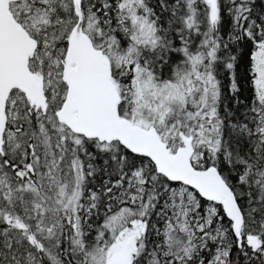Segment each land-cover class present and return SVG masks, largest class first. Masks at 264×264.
Segmentation results:
<instances>
[{"label":"snow or ice","instance_id":"snow-or-ice-1","mask_svg":"<svg viewBox=\"0 0 264 264\" xmlns=\"http://www.w3.org/2000/svg\"><path fill=\"white\" fill-rule=\"evenodd\" d=\"M0 264H264V0H0Z\"/></svg>","mask_w":264,"mask_h":264}]
</instances>
